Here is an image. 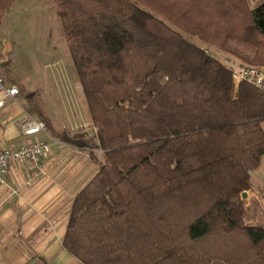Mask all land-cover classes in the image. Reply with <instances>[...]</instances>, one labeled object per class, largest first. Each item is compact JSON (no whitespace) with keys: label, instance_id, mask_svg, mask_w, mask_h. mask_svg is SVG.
<instances>
[{"label":"trees","instance_id":"obj_1","mask_svg":"<svg viewBox=\"0 0 264 264\" xmlns=\"http://www.w3.org/2000/svg\"><path fill=\"white\" fill-rule=\"evenodd\" d=\"M51 1L101 149L64 250L80 264H264L240 195L264 155V94L181 34L264 67V0Z\"/></svg>","mask_w":264,"mask_h":264},{"label":"crops","instance_id":"obj_2","mask_svg":"<svg viewBox=\"0 0 264 264\" xmlns=\"http://www.w3.org/2000/svg\"><path fill=\"white\" fill-rule=\"evenodd\" d=\"M45 88L38 91L41 96L46 93ZM27 94L20 95L18 90L14 99H6L0 107V148H13L32 139L47 140L48 137L61 141L59 132L66 133L61 130L64 124L60 120L58 124H62L56 126L47 121L46 134L21 135L18 120L24 112L29 114L27 108L31 107ZM40 102L49 108L43 97ZM85 110L80 98L78 107L69 105L62 116L90 126ZM61 142L62 146L50 144L40 168L14 163L5 170V185H0V264H80L64 250L61 236L71 198L96 170L97 163H92L86 145ZM249 175L251 185L242 197L249 207L247 217L264 225V155Z\"/></svg>","mask_w":264,"mask_h":264},{"label":"rangeland","instance_id":"obj_3","mask_svg":"<svg viewBox=\"0 0 264 264\" xmlns=\"http://www.w3.org/2000/svg\"><path fill=\"white\" fill-rule=\"evenodd\" d=\"M181 34L203 47L220 62L228 57L234 63H243L215 46L202 43L194 36L185 32ZM0 76L6 83L15 85L20 95L30 93L29 96L26 95V100L28 104L31 102L30 108L33 110H27L29 114L43 121L47 130V121L56 126L63 120L64 126L61 130L68 135H81L86 139L88 156L93 164L98 165L101 153L94 148L91 124L82 125V122L76 123L62 116L65 108L69 105L78 107L79 99L83 101V98L51 0H15L4 13L0 19ZM44 87L46 93L41 96L38 91H44ZM42 97L48 101V109L43 105L44 102H40ZM86 122L90 123L89 118ZM262 126L264 127V122ZM84 127L89 129L81 130ZM212 264L231 263L215 260Z\"/></svg>","mask_w":264,"mask_h":264},{"label":"built area","instance_id":"obj_4","mask_svg":"<svg viewBox=\"0 0 264 264\" xmlns=\"http://www.w3.org/2000/svg\"><path fill=\"white\" fill-rule=\"evenodd\" d=\"M221 62L230 72L231 80L234 84L243 81L246 82L264 94V71L263 69L247 64L234 63L230 58L225 57ZM18 90L13 84L4 83L0 76V107L6 99H14ZM19 132L23 136L33 135L35 133L46 134V124L24 112L18 120ZM93 130V127H92ZM94 132V130H93ZM51 143H57L62 146L64 143L55 138L48 137L47 140L32 139L23 142L13 148H0V185H5L3 174L7 168L14 163H24L28 168H40L41 159L49 151ZM101 153V149L94 147Z\"/></svg>","mask_w":264,"mask_h":264},{"label":"water","instance_id":"obj_5","mask_svg":"<svg viewBox=\"0 0 264 264\" xmlns=\"http://www.w3.org/2000/svg\"><path fill=\"white\" fill-rule=\"evenodd\" d=\"M240 195H241V197H243L244 196V191H242Z\"/></svg>","mask_w":264,"mask_h":264}]
</instances>
